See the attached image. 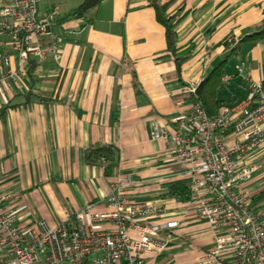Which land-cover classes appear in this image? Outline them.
<instances>
[{
	"label": "crops",
	"instance_id": "obj_1",
	"mask_svg": "<svg viewBox=\"0 0 264 264\" xmlns=\"http://www.w3.org/2000/svg\"><path fill=\"white\" fill-rule=\"evenodd\" d=\"M166 1L167 14L182 12L177 48L190 47L180 75L147 0H101L84 16L67 20L82 0L40 1L39 14L57 10V61L49 55L21 61L7 32L0 31V59L9 56L8 65L0 62V73L17 74L9 89L0 85V108L15 105L0 115V189L13 200L20 221L43 218L54 225L65 211L90 200L105 209L106 195L120 185L132 198L163 210L150 222L168 224L158 235L164 247L149 252L143 264H195L211 246V233L190 201L169 194L168 184L183 179L184 166L170 160L167 144L154 139L152 129H172L171 118L189 108L181 85L204 77L223 58V46L215 45L259 24L264 0H160ZM232 55L240 56L243 75L238 68L227 70ZM232 55L224 86L242 81L244 97L248 80L260 79L264 91V39L240 40ZM95 143L118 147L110 175L100 162L85 158Z\"/></svg>",
	"mask_w": 264,
	"mask_h": 264
},
{
	"label": "built area",
	"instance_id": "obj_2",
	"mask_svg": "<svg viewBox=\"0 0 264 264\" xmlns=\"http://www.w3.org/2000/svg\"><path fill=\"white\" fill-rule=\"evenodd\" d=\"M40 1L1 0L0 31L7 32L21 61L59 57L52 29L57 10L39 14ZM0 62L8 65L9 56ZM238 72L243 75L242 66ZM16 78V72L2 71L0 85L9 89ZM202 79L183 83L181 92L195 95ZM247 83L246 95L215 115L193 97L187 110L171 118L172 129H152V137L167 144L170 160L184 166L194 213L211 233V246L195 264H264V198L254 199L264 190V182L255 179L264 154V91L260 79ZM105 204L100 209L87 201L54 225L43 218L24 223L0 189V264H143L149 252L164 247L158 235L168 224L149 221L163 212L155 203L136 200L115 185Z\"/></svg>",
	"mask_w": 264,
	"mask_h": 264
},
{
	"label": "trees",
	"instance_id": "obj_3",
	"mask_svg": "<svg viewBox=\"0 0 264 264\" xmlns=\"http://www.w3.org/2000/svg\"><path fill=\"white\" fill-rule=\"evenodd\" d=\"M101 0H82V2L66 17L79 18L85 15L86 11L92 6L99 3ZM148 5L155 10L156 19L161 23L165 29V40L167 45V54L174 58L177 73L180 75L181 64L186 59L187 54L190 52V47L179 50L176 46L177 32L175 26L179 19L182 17V12L177 11L174 14H167V8L171 1L160 2V0H147ZM264 39V16L259 24L248 34L241 37L228 36L223 41L219 42L214 47L223 46L222 50L226 52L223 58L218 61L208 73L200 81L196 94L189 96V101L196 97L201 101L205 111L208 115H215L216 112L223 106H229L236 103L242 98L245 92V84L242 81L230 80L226 86H224L223 76L225 75V66L228 57L236 52L240 40H248L253 43ZM192 49V47H191ZM32 67L35 63L31 60ZM29 99L31 94L28 95ZM30 103L27 100L26 104ZM15 105H5L0 108V115H3L8 107ZM85 158L90 163L100 162V159H104L108 162V165L104 168L105 175H110L112 168L117 165L119 159L118 147L114 144L95 143L88 147L85 151ZM169 194L182 202L190 201V191L187 187V181L185 179L172 181L168 184ZM264 198V190L261 191L254 199Z\"/></svg>",
	"mask_w": 264,
	"mask_h": 264
},
{
	"label": "rangeland",
	"instance_id": "obj_4",
	"mask_svg": "<svg viewBox=\"0 0 264 264\" xmlns=\"http://www.w3.org/2000/svg\"><path fill=\"white\" fill-rule=\"evenodd\" d=\"M239 63H240V56L232 55L229 58V63H227V70L235 72L239 66ZM257 164L259 166V169L258 172L255 174L256 175L255 179H258L256 181L258 182V184H260L264 182V155L257 160ZM258 174H261V176Z\"/></svg>",
	"mask_w": 264,
	"mask_h": 264
}]
</instances>
